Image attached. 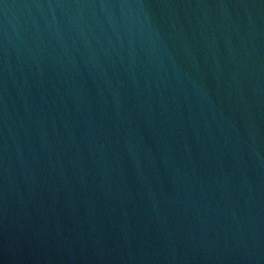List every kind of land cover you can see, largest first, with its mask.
<instances>
[{"label": "water", "instance_id": "water-1", "mask_svg": "<svg viewBox=\"0 0 264 264\" xmlns=\"http://www.w3.org/2000/svg\"><path fill=\"white\" fill-rule=\"evenodd\" d=\"M0 264H264V0H0Z\"/></svg>", "mask_w": 264, "mask_h": 264}]
</instances>
